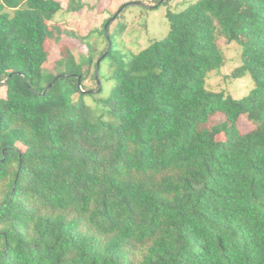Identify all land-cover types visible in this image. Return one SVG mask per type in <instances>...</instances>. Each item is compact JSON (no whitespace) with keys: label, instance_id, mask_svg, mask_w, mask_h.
<instances>
[{"label":"trees","instance_id":"1","mask_svg":"<svg viewBox=\"0 0 264 264\" xmlns=\"http://www.w3.org/2000/svg\"><path fill=\"white\" fill-rule=\"evenodd\" d=\"M68 2L0 0V264H264V0L169 8L130 53L110 31L126 7L84 35L56 20L86 6ZM220 39L240 97L207 87Z\"/></svg>","mask_w":264,"mask_h":264},{"label":"rangeland","instance_id":"2","mask_svg":"<svg viewBox=\"0 0 264 264\" xmlns=\"http://www.w3.org/2000/svg\"><path fill=\"white\" fill-rule=\"evenodd\" d=\"M64 5L69 6L68 0H62ZM133 1L143 2V5L132 4ZM156 0H84L86 6L81 10L64 9L56 15V20L63 22L66 26L73 28L82 34H87L91 30L102 28L103 22L116 10L129 2L123 13H121L111 25L110 31L114 35L115 41H120L121 49L124 53L138 52L155 38L164 37L170 30L167 19L169 8L179 10L192 0H171L169 3L156 7ZM96 2L97 5L96 6ZM155 5V6H154ZM154 6V7H153ZM70 7V6H69ZM149 7V8H148ZM68 43L74 49L77 59L87 48L78 40L70 39ZM225 56L224 64L219 69H214L207 75V87L211 90L224 91L234 97H240L251 88L253 81L242 68L241 46L237 42L226 43L219 41ZM59 46L51 47L47 67L54 72L55 61L59 58ZM91 84V82H90ZM93 84V83H92ZM4 94V89H1ZM223 121L219 114L213 116L204 127L211 128ZM242 128L248 126L244 119L241 122ZM217 139L225 140L223 134L217 135Z\"/></svg>","mask_w":264,"mask_h":264},{"label":"water","instance_id":"3","mask_svg":"<svg viewBox=\"0 0 264 264\" xmlns=\"http://www.w3.org/2000/svg\"><path fill=\"white\" fill-rule=\"evenodd\" d=\"M162 1H164V0H162ZM131 3H132V4H139V5L144 4L143 2H139V1H133V2H131ZM125 7H126V4H125L124 6L121 7V9L116 13L115 16H117V15L119 14V12H120L122 9H124ZM115 16L112 17V18L106 23V25H105V31H106V34H107L108 39H110V36H109V34H108V26H109V23L115 18ZM109 43H110V44H109V48H108V50L104 53L103 56H106V54L108 53L109 49L111 48V41H110ZM52 84H53V83H51V85H52ZM78 84H80V81H78Z\"/></svg>","mask_w":264,"mask_h":264}]
</instances>
